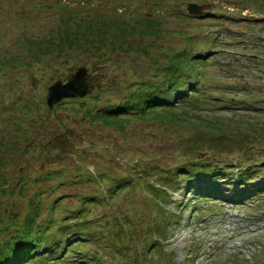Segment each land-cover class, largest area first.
<instances>
[{
  "label": "rangeland",
  "instance_id": "rangeland-1",
  "mask_svg": "<svg viewBox=\"0 0 264 264\" xmlns=\"http://www.w3.org/2000/svg\"><path fill=\"white\" fill-rule=\"evenodd\" d=\"M147 1L0 0V175L8 183L0 184V190L16 182L20 174L27 180L22 190L19 185L0 192V242L24 223L27 199L40 187L44 194L38 201L42 208L39 220L48 219L47 205L57 199L52 216L61 219L84 205V197L104 198H94L88 204L90 210L85 212L90 229L100 234L99 242L89 243L85 249L104 255L105 264H236L229 258L237 252L241 254L237 264H252L256 257V264H264V207L251 202L239 207V203L229 200L226 204L218 202L216 214L197 213L201 203L196 209L185 208L197 192L188 191L191 181H187L184 190L168 198L169 216L156 219L159 204L163 203L162 193L149 186L152 177H141L129 164L134 160L142 165L156 161L174 163L182 156L177 144L174 142L170 147L162 132L164 127L155 119H135L124 130L96 128L86 122L82 107L118 104L135 83L161 80L167 54L181 50L190 55L203 54L207 59L198 70L201 76L198 81L206 95L219 100L235 96L236 105L246 108L234 109L214 102L206 104L203 110L198 108V116L209 120L208 125L223 124L231 131L226 133L225 149L214 155L204 151L201 156L210 155L214 161L221 158L222 165L225 161L235 165L243 151L239 141L248 135L247 127L251 128L248 124L242 130L244 126L240 123H247V116L255 114L256 109L261 110L257 111L258 118L264 117L261 114L264 60L253 56H264V25L258 29L251 22L255 18L253 13L260 14L256 8L264 0H154L162 9L151 8ZM190 1L203 4L208 15H190L186 5ZM62 4L70 11L62 12L59 8ZM79 5L83 6L81 10ZM122 6L126 10L119 9ZM75 9L91 10L93 15L107 20L120 18L133 24L145 21L148 13L155 16L150 18L163 23V29L158 36L143 38L142 44L147 49L144 54L139 53L141 48L129 46V41L139 42L140 34L131 31V36L124 37L117 30L119 23L112 29L113 43L109 46L110 39L105 46L92 48L91 53L69 49L50 53L52 31H60L65 24L62 19L74 14ZM82 65L93 76L95 89L91 95L82 98L84 101L69 99L49 109L46 103L49 87L57 80L66 81ZM197 121L187 118L176 125L170 140L197 132ZM258 139L250 147L254 152L264 153V139ZM64 145L66 148L62 149ZM53 162L65 167L48 182L35 183L42 171L45 170L41 175H46L53 171L48 168L57 167ZM237 173L238 167L233 166L225 178L193 182L214 187L208 194L211 199L218 194L217 190L224 188L233 197ZM73 175L79 177L80 183L72 181ZM261 183L264 174L254 182ZM50 185H56L54 190ZM218 197L206 201L207 208ZM14 215L19 221L13 220ZM160 221L164 222V237L156 236L165 238V245L158 243L151 247L154 239L161 242L154 236L155 231H160L155 226ZM71 255L79 257L78 252ZM78 261L79 258L76 263L80 264Z\"/></svg>",
  "mask_w": 264,
  "mask_h": 264
},
{
  "label": "trees",
  "instance_id": "trees-1",
  "mask_svg": "<svg viewBox=\"0 0 264 264\" xmlns=\"http://www.w3.org/2000/svg\"><path fill=\"white\" fill-rule=\"evenodd\" d=\"M59 8L64 13L70 11L64 4ZM82 8L83 6L79 5L78 10ZM74 12L65 20L62 19L65 24L61 26L60 31L56 33L52 31L53 34L49 39L52 47L49 49L50 53L54 50L61 53L60 50L65 51V49L91 53L92 48L105 46L112 37L113 27L119 23L117 30L124 33L122 34L124 37L131 36V31H137L140 34L138 37L139 42L129 41V46L130 48L136 46L135 50L141 48L139 53L144 54L147 49L142 44L143 38L147 35L158 36L163 29V23L157 18H144L145 21L142 19L139 23L133 24L120 18L107 20L105 17L93 15L91 10L78 12L75 9ZM113 37L115 38V35ZM150 41L153 42L154 40ZM112 43L113 40L110 39L108 46ZM204 60V58L191 56L186 50L170 55L167 54V63L162 68L163 76L160 77L161 80L135 83V86L128 88V90L130 89L128 94L118 104H109L101 108L82 105L85 109L86 117L84 118L87 119L86 122L95 127L97 126L96 128L100 126L102 128L109 127L124 130L130 128L129 123L134 122L135 119L152 118L160 122V127H164L162 132L166 141L170 143V147L175 142L177 144L176 148L181 152L182 156L171 164H168L167 161H156L145 162L142 165L137 160H134L130 162L129 166L132 167L133 171H138L137 173L140 176L154 178L160 186H149L161 192L163 198L171 196L168 192L169 190L179 191L183 181L197 180L202 177L220 178L228 173L230 167H233L230 161H225L224 165H222L224 160L221 158L214 161L210 155L205 158L201 156L204 151H211L213 155L216 152L220 153V150L225 149L223 143L224 139H226V133L231 132L223 124L210 123L208 125L209 120L200 119L198 116L200 114L198 108L203 110L209 102L219 103L218 100L208 98L209 96L206 95L204 88L198 81V78H201L198 70H200ZM174 91L177 94L172 95ZM222 102L224 104H236V99L231 98L229 100L227 98ZM192 111L194 112L192 113ZM247 117L249 118L247 123L243 124L242 122L240 125L244 126L242 130H245V126L251 124V128L247 127L246 130L253 137L245 135L246 137H242L243 141H239L240 143L242 142L243 151L238 163L241 173L236 178L237 186L252 184L257 175L264 170V153L260 151L254 152L251 147H246L245 145V143L254 144L255 138H259L258 140L264 139V117L260 120V116L256 113ZM187 118L198 120L199 125L205 123L206 127L196 125L197 132H194V134L190 136L181 134L177 141L170 140L171 133L174 128H177L176 125L187 121ZM190 124L195 125L193 123ZM258 135H261V137ZM61 148H66V146H61ZM48 169L53 171L49 174L41 175L45 170L42 171L34 182L38 183L43 180L48 182L49 179L56 177L57 171L62 170H56L55 167ZM6 180V177L1 176L0 184H3V186L7 185ZM26 182V178L20 174L17 176L16 182H13L7 188H2L0 192L5 193L7 190L16 188L19 185L22 190L25 188ZM163 186L167 188L164 189ZM50 187L54 190L56 185L55 187L50 185ZM20 194L23 197V191ZM43 194L44 191L39 187L27 199L29 205L27 206L28 212L24 218V223L19 225L15 232L8 233V238L5 241L0 242V264H70L69 256L73 252L79 253V258L83 260L82 262L87 260L93 264H105L106 261L102 255L85 249V246L99 238L90 229V221L84 217L86 210L89 209L88 204L93 202V198L83 199V207L76 209L73 213L67 214L61 219L53 218L52 216V212L58 203L57 199L47 205L48 213L50 214L48 219L39 220L38 216L42 208L38 201L41 200V197L43 198ZM196 202L197 200L191 199L189 204H196ZM76 214L78 217L81 216V218H76ZM167 214L165 207L161 205L156 219H164ZM67 218H73L76 221L68 220ZM13 220L19 221L17 215L13 216ZM157 223L159 224L155 226L160 231H155L154 233L161 235L164 229V222L160 221Z\"/></svg>",
  "mask_w": 264,
  "mask_h": 264
},
{
  "label": "water",
  "instance_id": "water-1",
  "mask_svg": "<svg viewBox=\"0 0 264 264\" xmlns=\"http://www.w3.org/2000/svg\"><path fill=\"white\" fill-rule=\"evenodd\" d=\"M188 10L192 14H202V6L194 3L188 5ZM94 85L91 80L89 70L86 66H81L73 72L67 82L57 80L49 87L47 104L50 108L59 104L66 98H83L92 92Z\"/></svg>",
  "mask_w": 264,
  "mask_h": 264
},
{
  "label": "bare ground",
  "instance_id": "bare-ground-1",
  "mask_svg": "<svg viewBox=\"0 0 264 264\" xmlns=\"http://www.w3.org/2000/svg\"><path fill=\"white\" fill-rule=\"evenodd\" d=\"M196 82H198V81H196Z\"/></svg>",
  "mask_w": 264,
  "mask_h": 264
}]
</instances>
